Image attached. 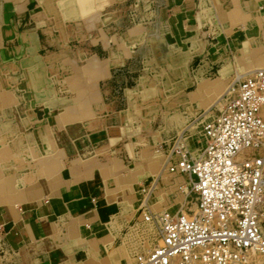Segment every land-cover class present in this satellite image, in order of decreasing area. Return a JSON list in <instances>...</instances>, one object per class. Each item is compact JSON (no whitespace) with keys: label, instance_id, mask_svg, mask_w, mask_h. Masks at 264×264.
Instances as JSON below:
<instances>
[{"label":"crops","instance_id":"0c3cea01","mask_svg":"<svg viewBox=\"0 0 264 264\" xmlns=\"http://www.w3.org/2000/svg\"><path fill=\"white\" fill-rule=\"evenodd\" d=\"M7 1L23 6L21 17L29 15L35 21L40 0H2ZM153 1L159 33L172 44L188 46L186 50L178 46V51H190L194 41L201 44L196 52H191V59L203 51L206 41L213 53L238 46L247 50L249 40L255 37L251 34L257 32L252 23L246 22L230 38H218L221 32L230 33L222 30L216 14L203 7L202 0L200 4L199 0ZM244 1L250 9H255L253 6L259 2ZM216 11L224 16L220 8ZM256 15L261 17L260 10ZM215 38L218 39L213 41ZM9 40L16 46H26L32 45L34 36L31 29L17 28ZM14 49L4 48L2 53L8 57L14 54ZM187 56L184 53L178 60ZM121 61H108L106 68H96L99 76H109L110 68L106 83L109 91L105 97L107 100L110 95V102L96 103L97 98H103L100 91L85 97L74 95L71 101L65 102L64 96V100L60 99L59 89L56 100L43 99L37 93L36 65L31 64L25 68L26 83L37 93L36 99L15 121V110L8 111L0 103L3 110L0 116V264H130V250L124 237L140 224L143 214L165 209L176 213L192 207L191 182L195 176L177 167L180 158L170 155V148L190 118H197L201 110L197 108L214 106V100L209 104L210 99L205 98L208 93L219 97L222 84L202 83L196 88L199 97L194 94L195 89L184 100L186 112L168 113L157 130L145 132L139 130L136 112L128 107L126 90L129 87L124 88L126 98L112 95L113 91L119 93L127 86L129 78L133 79L132 66L120 65ZM259 63L264 65V59ZM17 68L14 62L9 67H0L1 77L9 80L11 70ZM7 92L2 88L0 97L4 99ZM87 96H90L91 112L71 118L67 113L68 103L77 106L75 111L79 114L77 103L85 101ZM192 96H196L194 100ZM125 99L128 106L118 109ZM36 104H43L44 111L38 112ZM127 110L131 115L129 120L123 117ZM195 110L198 112L194 115ZM181 112L188 120L178 118ZM168 122L177 128V135L165 131ZM188 141L191 148L198 147L200 152L205 145L203 134ZM173 165L175 171L169 169ZM262 220L264 226V209Z\"/></svg>","mask_w":264,"mask_h":264},{"label":"rangeland","instance_id":"374dc122","mask_svg":"<svg viewBox=\"0 0 264 264\" xmlns=\"http://www.w3.org/2000/svg\"><path fill=\"white\" fill-rule=\"evenodd\" d=\"M60 1L40 0L35 9L37 14L35 21L29 15L21 17L24 15L23 6L12 5V1H0V67L1 69L9 67L12 62L18 66L15 71L11 70L9 80L2 78L0 71V90L4 88L9 91L4 94V99L0 97V103H3L8 111L15 110L14 121L19 120L20 115L36 99L37 93L43 99L54 101L57 99L56 90L59 89L60 99L62 100L64 96L65 100H63L67 102V100L71 101L74 95L85 97L86 94L94 95L97 94L96 91H100L103 98H97L96 103L110 102V95L109 100L105 98L109 91L106 83L110 76V68L109 76H99L96 68L97 66L106 68L108 61L120 60H122L120 65L132 66L130 75L133 79L129 78L128 85L125 84L119 93L114 94L113 91L112 95L119 94V97L126 98L124 88L129 87V91L126 92L130 106L125 99L121 104L119 103L118 109L132 107L136 112L135 120L138 122L139 130L145 132L157 130V126L166 121L168 113L176 110L184 111V100L188 98V94L204 82L207 85L222 84L218 90V94L223 95L219 99L221 103H216V93H208L205 98L210 99L209 104L214 100V106H208L212 107L208 111L209 116L206 117L209 120L219 116L223 111L222 108L225 109L232 99L233 94L225 90L238 73L246 74L255 68L264 67L259 63L260 59H264V18H261L264 16V0H259L254 6L250 4L255 9H250L244 0L214 2L202 0L203 7L208 8L213 15L216 14L222 30L230 33L223 35L218 24L217 33L221 32L218 38L223 36L230 38L238 27L246 22L252 23L254 29L257 28V32L251 34L255 37L249 40L247 50H242V46H238L213 53V49H210L206 41L203 51L191 59L189 58L191 52H196L194 50L199 49L201 45L198 41H194L190 51L186 52L187 58L184 57L180 61L178 60L180 55L185 52L178 51V46L185 50L188 46L172 44L159 33L153 0H92L91 2L67 0L62 4ZM200 2L201 0L199 4ZM34 5L35 3L31 4V8ZM217 7L224 16H219ZM76 8L79 10L75 11ZM258 10H260V18L256 17ZM69 12H73V15L71 16ZM17 28L20 31L32 30L34 36L32 45L28 43L26 46H16L15 42L9 40ZM4 48H15L14 54L5 57L2 53ZM31 64L36 65L35 71L38 73L37 93L26 83L25 68ZM116 100L120 101V99ZM89 103L90 96H87L82 103H77L80 110L78 114V111L77 113L75 111L77 106L70 102L67 113L71 118L87 115L91 112ZM208 107L197 108L201 109L200 113L196 109L193 114L198 112L200 115L202 109ZM44 108L43 104H36L38 112L44 111ZM2 112L3 110L0 109V116ZM128 112L130 111L123 112L126 120L131 117ZM183 114L181 112L178 118H184L183 121L188 120ZM190 120L187 127L196 125L192 132L186 133L188 140L203 134V126L197 125L199 119L195 122V118L191 117ZM144 125L147 127L144 128ZM197 126L198 130H196ZM165 131L176 135L179 132L172 122H168ZM147 140L145 139L146 142ZM188 144L190 146L189 141ZM192 199L191 205L195 209L194 193ZM145 215L149 213L143 214L140 224L131 228L124 237L130 250L131 262L148 254L155 243L160 241L156 224L146 220ZM246 264H264V253L252 252Z\"/></svg>","mask_w":264,"mask_h":264},{"label":"built area","instance_id":"2783aa9c","mask_svg":"<svg viewBox=\"0 0 264 264\" xmlns=\"http://www.w3.org/2000/svg\"><path fill=\"white\" fill-rule=\"evenodd\" d=\"M234 86L220 115L199 123L205 145L196 158L184 135L170 148L177 167L195 176L196 208L148 210L160 241L130 264H246L252 252L264 253V68ZM246 149L252 153L238 157Z\"/></svg>","mask_w":264,"mask_h":264},{"label":"bare ground","instance_id":"6f19581e","mask_svg":"<svg viewBox=\"0 0 264 264\" xmlns=\"http://www.w3.org/2000/svg\"><path fill=\"white\" fill-rule=\"evenodd\" d=\"M186 53V52H185ZM259 68H264V67H259ZM256 69V68H255ZM252 71V70H251ZM251 71H248V72H246V74H237L236 75V78H235V80L229 85V86H227V89L225 90V92L227 91V93H230V94H234V92H235V86H234V83L236 82V80L238 79V78H242V77H244L245 75H247V74H249ZM197 92H194V94H196L197 93V95H198V97H199V91H198V89L196 90ZM222 96L223 95H220L219 97H217V101H216V103H218L219 102V99L220 98H222ZM196 96H192V99L194 100V98H195ZM219 103H221V102H219ZM223 110H224V107L222 108ZM210 110V109H209ZM208 111L207 110H202V116H200V115H198L197 116V118L195 119L196 121L199 119V121L201 122V121H203V120H205V118H206V116H207V113ZM212 112V111H211ZM85 113V112H84ZM194 120V121H195ZM195 121V122H196ZM192 125V124H191ZM195 125L196 124H193L192 126H186V128H184L183 130H180V133H179V135H184L185 137H186V130L187 131H189L190 129L191 130H193L194 129V127H195ZM189 150H190V152H191V154H192V156L194 157V158H196L199 154H200V150H198L197 148H191L190 146H189ZM252 153V150H250V149H246V150H243L240 154H239V156L238 157H240V158H243V157H247L248 155H250ZM196 204V203H195ZM196 208V207H195ZM185 209V208H184ZM183 210V209H182ZM145 219L146 220H151L152 222H154L155 224H156V222L150 217V215H145ZM150 226V225H149ZM156 226H157V224H156ZM157 229H158V226H157ZM157 232V231H156ZM158 236H159V229H158ZM160 238V237H159ZM263 254V253H262ZM145 255H147V254H144V255H142V256H145ZM142 256H140L139 258H141ZM138 258V259H139ZM137 259V260H138Z\"/></svg>","mask_w":264,"mask_h":264}]
</instances>
